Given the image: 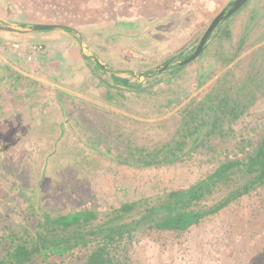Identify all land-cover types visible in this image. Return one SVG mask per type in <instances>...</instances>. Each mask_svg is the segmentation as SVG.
Here are the masks:
<instances>
[{
  "label": "rangeland",
  "instance_id": "rangeland-1",
  "mask_svg": "<svg viewBox=\"0 0 264 264\" xmlns=\"http://www.w3.org/2000/svg\"><path fill=\"white\" fill-rule=\"evenodd\" d=\"M232 1L0 0V16L73 26L85 54L91 51L111 68L150 73L190 55L214 16ZM262 6L264 0H249L218 24L197 58L140 80L109 74L67 37L65 44L75 50L74 68L80 63V79L38 87L43 120L49 114L45 122H51L44 139L57 141L56 146L13 150L26 158L24 165L0 160V255L11 232L27 228L34 233L44 215L87 209L103 214L121 202L156 200L203 178L220 160L242 157L239 140L255 143L264 131ZM9 57L22 62L16 54ZM208 94L213 103L226 96L245 105L235 120L225 121L221 134L204 141L185 138L177 161L140 166L139 150L157 151L182 140L191 121L184 108L205 104ZM35 95L27 97L30 110L36 109ZM201 140L202 146L187 150ZM129 151L135 156L127 157ZM13 172L21 176L17 190L24 192L13 197L22 203L18 207L3 202V193L15 184ZM128 256L130 264H264V186L185 230L140 229ZM51 258L58 264H83L84 254Z\"/></svg>",
  "mask_w": 264,
  "mask_h": 264
},
{
  "label": "trees",
  "instance_id": "trees-1",
  "mask_svg": "<svg viewBox=\"0 0 264 264\" xmlns=\"http://www.w3.org/2000/svg\"><path fill=\"white\" fill-rule=\"evenodd\" d=\"M205 98L211 99L210 94ZM194 104L184 108V115L191 121L186 132L180 134L182 140L157 151L139 150L140 166L177 161L186 149L185 138L189 137L191 142L221 134L219 129L225 121L235 120L245 105L242 103L239 107L240 101L226 96L218 97L215 103L209 100L206 105L198 101ZM197 109L206 111V115L198 116ZM202 140L187 150L202 146ZM238 143L242 157L220 160L203 178L186 188L169 190L156 200L141 198L121 202L103 214L87 209L54 217L44 215L34 233L23 228L8 235L0 264H58L52 256L74 252H83V264H130L128 249L140 229L185 230L264 186V131L255 143L247 139H240ZM248 145L249 149L245 150ZM131 156L135 152L129 151L127 157Z\"/></svg>",
  "mask_w": 264,
  "mask_h": 264
},
{
  "label": "crops",
  "instance_id": "crops-1",
  "mask_svg": "<svg viewBox=\"0 0 264 264\" xmlns=\"http://www.w3.org/2000/svg\"><path fill=\"white\" fill-rule=\"evenodd\" d=\"M261 8L264 10V6ZM44 31L50 33L36 31L21 34L0 31V42L3 44V46L0 45V100L12 106L11 114L7 110L8 113L6 112L7 114L3 116L13 115V112L17 110V108L13 109L14 105L24 104L26 108L29 101L27 97L38 93V87L43 84L50 87L59 82L72 84L80 79L77 72L80 63H76L75 68L73 64V59L76 58L75 50L70 44H65L69 39L67 37L70 36L59 31ZM45 41H47L46 45ZM13 44H18V47ZM33 45H40V49L28 59L29 48ZM9 54H16L22 62L13 60ZM17 131L19 132L20 128L18 130L13 126L0 128V133L4 132V137L9 141L14 140L13 134ZM32 140L35 139L32 138ZM17 147L21 148L20 145Z\"/></svg>",
  "mask_w": 264,
  "mask_h": 264
},
{
  "label": "flooded vegetation",
  "instance_id": "flooded-vegetation-1",
  "mask_svg": "<svg viewBox=\"0 0 264 264\" xmlns=\"http://www.w3.org/2000/svg\"><path fill=\"white\" fill-rule=\"evenodd\" d=\"M248 1L249 0H247L246 2H248ZM246 2L244 4H246ZM254 9L252 10V12L254 11ZM262 11H264V10H262ZM260 14L261 13L258 14V17L260 16ZM256 35L259 36L260 33L259 34L257 33ZM64 96L68 97V94H66ZM17 103H19V102H17ZM40 104H41V101H39L38 93H36L35 103H34V105L36 106V109L30 110L29 104L26 107L27 109L24 108L25 107L24 104L22 106L14 105L13 109L17 108V110L15 112H13V115L3 116V115L8 113L7 110H9V114H11L10 109L12 108V106H9L8 102H4V101L0 100V110H1V108H3L2 109L3 112L0 111V128L2 129L6 126L8 128L13 126V128H16L17 130L20 128V131L19 132L17 131L18 133L15 132L13 134L14 140H11V141H9L7 138L4 137V134H5L4 132L0 133V160L2 161L3 164L4 163L7 164L6 161L9 158H11L10 162L17 163V160H18V161H20L21 165H24L27 163L26 158L23 159L22 156L21 157L15 156L13 153L14 152L13 150H17V149H22V150L23 149H42V148H44V146H51V147L56 146L57 141L52 142L50 140L47 141L44 139L43 134L45 131V125H48V124L50 125L51 122H45L49 119V114L45 116L47 119L44 118V120H43L44 116L42 114L43 111H41L40 110L41 108H39V106H41ZM5 107H6V109H5ZM43 124H44V128H42ZM57 128L59 129V126H57ZM32 138H34L35 140H32ZM17 145H20L21 148L17 147ZM24 145L26 147H22ZM34 145L36 147H32ZM5 150H12V152H10V151L6 152ZM11 175H12V177H11L12 181L15 183V184H12L11 187H14V189L11 190V187H10V188H8L9 189L8 192L3 193V195L5 196L3 198V202L7 206H10L11 204H13V205L18 207L22 203H19L16 200H13V197H15V196L17 197L18 195L23 196L24 192H22V190H20V189L17 190V185H18L17 181H21V179H20L21 176H16V174L14 172L11 173Z\"/></svg>",
  "mask_w": 264,
  "mask_h": 264
},
{
  "label": "water",
  "instance_id": "water-1",
  "mask_svg": "<svg viewBox=\"0 0 264 264\" xmlns=\"http://www.w3.org/2000/svg\"><path fill=\"white\" fill-rule=\"evenodd\" d=\"M247 0H233L230 4L225 6L222 10H220L214 18L211 20L205 31L203 32L198 44L196 45L193 52L185 58L178 59L177 62L174 63H165L163 65L158 66L152 72H140L136 73L134 71H122L119 69L111 68L106 65L104 62L100 61L96 55H94L91 51L89 54H85V44L81 34L75 29L73 26L62 24V23H28V22H14L7 19H4L0 16V31H8V32H17V33H33L36 31L42 30H53L63 32L69 35L78 46L82 56L91 59L94 63L99 65L103 70L108 72L109 74H114L118 76H133L138 80L142 78H150L155 77L161 71L171 67V66H180L187 64L188 62L197 58L203 51L204 45L206 44L209 35L215 30L218 24L232 15L235 11H237Z\"/></svg>",
  "mask_w": 264,
  "mask_h": 264
},
{
  "label": "built area",
  "instance_id": "built-area-1",
  "mask_svg": "<svg viewBox=\"0 0 264 264\" xmlns=\"http://www.w3.org/2000/svg\"><path fill=\"white\" fill-rule=\"evenodd\" d=\"M13 46H17L18 47V44H13ZM40 49V45H33V46H31L30 48H29V55H28V59H30L31 58V55L34 53V52H36L37 50H39Z\"/></svg>",
  "mask_w": 264,
  "mask_h": 264
}]
</instances>
